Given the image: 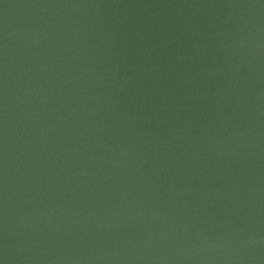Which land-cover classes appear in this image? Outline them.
Wrapping results in <instances>:
<instances>
[{
  "label": "water",
  "instance_id": "water-1",
  "mask_svg": "<svg viewBox=\"0 0 264 264\" xmlns=\"http://www.w3.org/2000/svg\"><path fill=\"white\" fill-rule=\"evenodd\" d=\"M0 264H264V0H0Z\"/></svg>",
  "mask_w": 264,
  "mask_h": 264
}]
</instances>
